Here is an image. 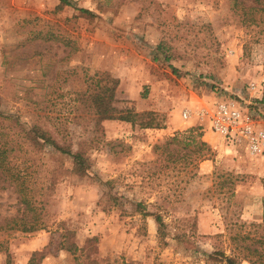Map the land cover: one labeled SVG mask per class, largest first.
<instances>
[{"label": "rangeland", "instance_id": "obj_1", "mask_svg": "<svg viewBox=\"0 0 264 264\" xmlns=\"http://www.w3.org/2000/svg\"><path fill=\"white\" fill-rule=\"evenodd\" d=\"M69 1L0 0V118H16L26 129L40 124L59 144L71 140L73 150L84 141L90 156L85 175L63 173L52 183V171L70 168L71 158L50 145L27 146L19 125L0 122L14 143H24L14 152L22 162L13 159L25 172L19 183L47 224L32 232L6 227L32 213L0 174V264L5 247L14 264H26L60 220L76 228L79 245L96 235L99 257L208 264L227 222L261 219L264 151L228 144L181 111L234 101L264 129V0L236 7L231 0ZM100 71L120 80L114 106L155 111L162 127L113 120L102 135L95 130L85 96ZM227 173L240 176L233 195L219 187L229 184ZM139 201L162 214V233L152 216L136 211ZM53 253L43 264H76L65 250Z\"/></svg>", "mask_w": 264, "mask_h": 264}, {"label": "trees", "instance_id": "obj_2", "mask_svg": "<svg viewBox=\"0 0 264 264\" xmlns=\"http://www.w3.org/2000/svg\"><path fill=\"white\" fill-rule=\"evenodd\" d=\"M63 4L71 5L69 0H59ZM258 1V0H256ZM233 7L242 3L240 0H231ZM80 14L88 17H93L94 14L86 8H78ZM158 48L160 46H157ZM88 84L89 92L85 96V101L88 104L87 108L89 113L95 115L94 127L103 134V121L105 120H119L128 122L132 125H139L142 128H161L163 116L152 110L137 111L133 107L130 108H117L114 106L116 89L119 86L120 80L112 76L109 72H97L95 78H90ZM264 98V93H263ZM262 100V99H261ZM260 100V101H261ZM2 116L3 114L0 113ZM7 120V121H5ZM0 122L7 124L19 125L16 118H0ZM18 130L22 132V141L41 150L44 146L50 145L55 150L62 154H66L71 158L70 168H55L52 171V183H56L59 174L72 173L78 176H83L87 173L89 168V153L88 145L84 141L77 142L75 150L72 149L73 143L71 140L64 138L65 142L59 144L40 124H33L29 129L23 125H19ZM194 128L189 129V134L193 132ZM202 137V133L197 134ZM13 135L6 134V131L0 130V174L2 180L9 179L14 183V189L19 195V201L24 207L31 211V216L28 217H12L9 219L6 227L8 229H17L23 232H32L38 229L47 228L46 220L41 217V211H36V205L27 200L23 194V183L20 184V179L24 176L25 172H21L20 162L15 160L21 158L19 154H15L22 147L21 140L13 141ZM173 138L172 140H175ZM29 143V144H28ZM168 143V142H166ZM200 148L207 147L205 142L198 140ZM209 150V148H207ZM15 152V153H14ZM16 156V157H15ZM11 157V158H10ZM22 162V158H21ZM23 175V176H22ZM227 182L220 184V188H227L230 195L235 192V182L237 177L231 173L226 174ZM26 177V176H25ZM233 177V179L231 178ZM22 182V181H21ZM111 180H107L104 184H110ZM264 190V177L261 179ZM3 187H0L2 189ZM221 190V189H220ZM114 201L116 198H113ZM136 211L144 215L152 216L157 224V231L162 233L164 231L165 222L163 216L158 211L145 210V204L142 201L136 202ZM11 223V224H9ZM55 236H51L49 242L43 246L42 249H35L31 251L26 264H41L47 255L54 254L53 251L65 250L69 252L76 264H140L136 262H128L124 259L112 258L110 256H98V237L96 235L88 236L82 245H79L76 240V228L67 224L65 221L60 220L56 223ZM216 242L217 246L214 250L206 254V261L208 264H241L243 261L249 264H264V195L262 197V215L260 221L246 222L236 217L225 226V233H217ZM1 244V243H0ZM225 245L224 247L221 245ZM228 250V253L226 252ZM5 253V264H14L12 253L3 248ZM158 264V263H157ZM160 264V263H159Z\"/></svg>", "mask_w": 264, "mask_h": 264}, {"label": "built area", "instance_id": "obj_3", "mask_svg": "<svg viewBox=\"0 0 264 264\" xmlns=\"http://www.w3.org/2000/svg\"><path fill=\"white\" fill-rule=\"evenodd\" d=\"M256 87L251 83V89L255 90ZM257 110L262 113L260 107ZM181 117L184 120L194 117L199 125L206 121L212 132L219 134L233 146L244 144L250 154L256 155L264 151V129L256 126L246 108L239 103L221 100L211 106L184 108Z\"/></svg>", "mask_w": 264, "mask_h": 264}, {"label": "crops", "instance_id": "obj_4", "mask_svg": "<svg viewBox=\"0 0 264 264\" xmlns=\"http://www.w3.org/2000/svg\"><path fill=\"white\" fill-rule=\"evenodd\" d=\"M121 122H122V124H124V127L127 126V123H126V122H123V121H121ZM115 123L117 124L118 122H114L113 120H105V121H103V125H105V126H107V125H111V124L113 125V124H115ZM201 130H204V129L201 128ZM206 134H207V133H203V134H202V138H205V137H206ZM46 258H47V261H50L48 257H45V259H46ZM45 259H43V261H42L41 264L44 263ZM242 264H249V263L246 262V261H243Z\"/></svg>", "mask_w": 264, "mask_h": 264}]
</instances>
